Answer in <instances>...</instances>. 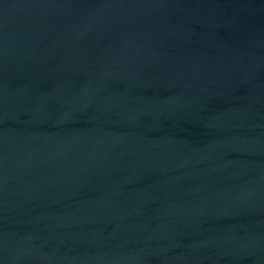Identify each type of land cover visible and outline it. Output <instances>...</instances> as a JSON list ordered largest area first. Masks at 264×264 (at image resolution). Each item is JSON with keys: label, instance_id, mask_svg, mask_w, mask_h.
<instances>
[{"label": "water", "instance_id": "obj_1", "mask_svg": "<svg viewBox=\"0 0 264 264\" xmlns=\"http://www.w3.org/2000/svg\"><path fill=\"white\" fill-rule=\"evenodd\" d=\"M0 264H264V0H0Z\"/></svg>", "mask_w": 264, "mask_h": 264}]
</instances>
